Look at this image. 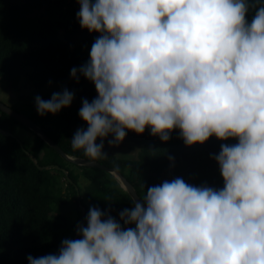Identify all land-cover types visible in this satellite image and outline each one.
Here are the masks:
<instances>
[{
	"label": "clouds",
	"instance_id": "1",
	"mask_svg": "<svg viewBox=\"0 0 264 264\" xmlns=\"http://www.w3.org/2000/svg\"><path fill=\"white\" fill-rule=\"evenodd\" d=\"M78 3L80 27L100 35L88 61L70 70L97 92L82 100L87 128L74 132L73 151L95 161L109 135L119 146L126 130L146 127L165 142L178 129L189 147L211 136L238 143L212 156L223 187L164 180L121 210L120 221L90 207L81 238L63 239L56 254L28 255V264H264V0ZM73 99L65 88L34 102L44 116Z\"/></svg>",
	"mask_w": 264,
	"mask_h": 264
},
{
	"label": "trees",
	"instance_id": "2",
	"mask_svg": "<svg viewBox=\"0 0 264 264\" xmlns=\"http://www.w3.org/2000/svg\"><path fill=\"white\" fill-rule=\"evenodd\" d=\"M79 7L78 0H0V79H8L16 87L25 78L33 87L26 117L67 155L87 159L82 150H72L70 140L75 130L87 128L78 115L82 100L91 102L97 92L82 75L77 83L70 70L88 61L91 45L100 33L80 27L76 17ZM254 13L255 9L246 13V22H251ZM65 88L74 94L71 105L56 115H38L35 96L47 100L53 92ZM0 128L15 136L0 134V264H28V255L56 254L63 239L81 238L77 233L82 220L80 205L86 208V216L90 207H99L117 221L121 210L133 207L132 199L113 175L67 162L37 135L32 143L20 139V129L30 130L3 112ZM126 131L122 142L140 147L137 159L110 155L96 161L117 168L142 200L149 186L176 177L195 186L223 187L219 165L212 159L222 144L215 136L189 147L179 137L178 129L172 130L167 142L151 135L147 127L143 134ZM110 139L111 135L104 139V146H109ZM26 152L41 166L66 169L72 182L61 171L39 170ZM58 174L65 177L71 198L63 197L62 188L56 186ZM72 199L78 216L66 225V216L57 212V207L68 206ZM82 225L87 226L86 217Z\"/></svg>",
	"mask_w": 264,
	"mask_h": 264
},
{
	"label": "rangeland",
	"instance_id": "3",
	"mask_svg": "<svg viewBox=\"0 0 264 264\" xmlns=\"http://www.w3.org/2000/svg\"><path fill=\"white\" fill-rule=\"evenodd\" d=\"M33 92L32 85L25 79L22 78L18 86L13 87L12 82L8 79H0V102L5 105L11 107L18 113L27 116L29 111L28 102L31 101L30 94ZM76 131V130H75ZM18 135L20 139L33 142L35 134L31 131H27L24 129H20L18 131ZM222 143L225 144H235L238 143V138H228L227 140H221ZM140 147L133 143L121 142L119 146H104L103 151L106 156H116L117 158L124 160H135L138 157ZM103 156V157H106ZM101 157V158H103ZM100 159V158H99ZM56 174V173H55ZM56 186L62 188L63 197L71 198V194L66 187L65 177L62 175H57ZM75 200L72 199L68 206L62 205L57 207V212H61L66 216V222L70 224L74 220H76L78 216V212L75 208ZM54 216V215H53ZM134 227V225H132Z\"/></svg>",
	"mask_w": 264,
	"mask_h": 264
},
{
	"label": "water",
	"instance_id": "4",
	"mask_svg": "<svg viewBox=\"0 0 264 264\" xmlns=\"http://www.w3.org/2000/svg\"><path fill=\"white\" fill-rule=\"evenodd\" d=\"M0 112H3L7 115H9L10 117L14 118L15 120H17L18 122H20L23 126H25L26 128H28L30 131H32L35 135H37L38 137H40L47 145H49L51 148H53L58 154H60L67 162L72 163L76 166L79 167H91V168H95V169H99L102 171H105L111 175H113L115 177V179L119 182V184L122 182L127 186L128 191H126L128 193V195L130 196V198L136 201H139L141 203H143V200L141 199V197L138 195L137 191L135 190V188L133 187V185L126 179V177L117 169V168H110L107 167L104 164H101L98 161H89L88 159H83V158H76V157H72L67 155L62 149L61 147L55 142L53 141L50 137H48L43 130L36 125L31 119H29L28 117L18 113L17 111H15L14 109H12L11 107L5 105L4 103L0 102ZM0 134L6 137H15L12 133L5 131L3 129L0 128ZM18 143L20 144V146L22 148H24L23 143L20 139H17ZM26 154L29 156V158L33 161V163L36 165V167L39 170H58L61 171L65 177L67 178V180L69 182H72V180L69 177V172L64 169L61 168L58 165H48V166H41L38 162V160L29 152H26ZM77 189L78 192V199L80 200L81 196L79 194V189ZM80 208L82 210V220L80 222V225L83 224V220L86 217V208L83 205H80Z\"/></svg>",
	"mask_w": 264,
	"mask_h": 264
}]
</instances>
